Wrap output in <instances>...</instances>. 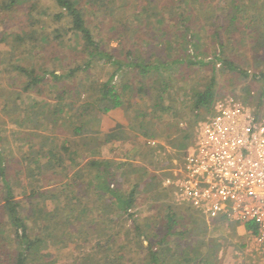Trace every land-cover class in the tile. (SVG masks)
I'll use <instances>...</instances> for the list:
<instances>
[{"label":"trees","instance_id":"obj_1","mask_svg":"<svg viewBox=\"0 0 264 264\" xmlns=\"http://www.w3.org/2000/svg\"><path fill=\"white\" fill-rule=\"evenodd\" d=\"M42 1H1V10L8 13H13L23 2L30 3L26 13L27 19L22 20L25 22L22 25L25 31L11 33L13 45L38 47V27L47 23L43 18L46 16L57 24L52 34L58 43L64 42L69 33L81 36L82 40L77 44L83 51L84 60L62 73L17 63L13 65L14 71L25 78L24 91L43 96L45 87H48L49 95L57 92L58 102L54 106L47 104L48 98L44 96L43 102H35L17 115V123L27 121L32 125L31 130L24 132L28 150L21 156L8 155L0 135V264H175L174 261L191 263L194 258L199 264L210 263L211 258L202 253L201 239L192 241L191 234L188 236L190 239H185L188 233L185 225L192 223L194 229L198 222L196 213L200 214L197 213L204 222L207 221L206 216L190 205L174 201L172 189L160 183V180L170 173L171 160L161 163L165 167L164 172L151 170L145 176L142 171L146 170V167L134 160L117 162L112 158L86 157V164L80 165L81 162L77 159L107 143L136 140L137 133L146 139L160 136L155 130V118L173 109L171 104L166 103L165 94L170 88L172 78L165 74L159 75L161 70L169 69L172 63L189 67H209L214 72L211 78L204 86H196L191 91L194 118L181 129L179 137L173 143L177 150L175 156L181 160L185 151L194 143L196 122L214 112V104L218 99L217 67L243 77L252 76V79L261 82L263 91L257 98L258 105L264 95V68L249 74L246 69L230 59L224 42H215L218 52L214 54L188 51L189 45L194 44V39L199 33L193 26L191 16H185L182 11L175 18L181 25L177 32L173 33L167 27V21L163 20L160 24L163 33L161 31L158 35L154 32L143 34L146 39L156 38L159 43L166 42L170 49H176L172 62L155 61L153 57L137 59L132 48H125L124 56L120 57L114 47L108 46L109 41L104 39L103 34L101 37L96 27L99 25L100 14L102 23L112 20L115 18L117 7L121 5L112 3V0H44L50 3L45 10ZM253 3L252 7L259 6V0ZM86 5L92 9L89 10ZM252 7L247 8L242 0H230L221 14L225 15L228 22L223 28L229 30L228 34L241 31L248 35L249 31L254 30L250 39L253 38L255 47H261L264 29L259 31V26L262 27L259 13L254 14L249 23L246 22L245 14ZM258 9L261 13L264 11V7L259 6ZM204 32L202 28L200 34ZM0 42L6 43V36L1 37ZM262 57H257V60H264ZM97 59H103L112 69L108 79L102 82L95 102H92L100 111L108 113L116 108L127 107L126 101L136 92L141 98L148 96L150 99L149 110L134 113L132 122L128 125L117 123L113 130L102 132V138L100 130L91 129L84 124L85 115L78 104L81 97L77 96L71 84L66 82L70 79L81 84L82 77L79 76L89 75L90 68L99 61ZM123 73H128L132 78H139L141 86L138 90L131 85L132 78L131 83L129 79H125L119 90L114 82L117 76H123ZM246 95L243 97L245 101L250 100V95L254 99V94H251L249 89ZM202 111H205L204 115ZM44 122V131L38 130ZM149 140L143 144L145 152L152 164H158L152 154L160 144L152 146ZM136 149L138 152L141 150L140 147ZM55 181L61 183L56 187L53 185ZM125 182L130 184V188H124ZM20 194L21 198L18 197ZM139 195L164 200L156 212L146 219L151 225L150 229L133 219ZM93 196L99 199L98 206L93 204ZM184 212L187 213L186 216H183ZM93 216L96 220L88 223V229L80 225L79 222H89ZM128 220H132V229L123 225L121 229L115 230L119 221L125 224ZM230 223L237 231L240 223L233 220ZM38 225H48L51 228L49 237L54 240L66 239L70 243H76L78 239H84V242L90 244V250L78 254L73 261L58 259L55 252L41 246L43 239L38 234ZM245 225L247 229H253L257 233V223L248 221ZM180 226L184 227L180 230ZM66 229L76 236L65 234ZM92 230L97 234L94 235ZM8 234L11 241L6 237ZM124 234L125 239L121 240V235ZM89 235L94 238L93 242ZM144 240H147L146 245ZM133 241L138 248L131 246ZM75 248L77 249L76 244Z\"/></svg>","mask_w":264,"mask_h":264},{"label":"rangeland","instance_id":"obj_2","mask_svg":"<svg viewBox=\"0 0 264 264\" xmlns=\"http://www.w3.org/2000/svg\"><path fill=\"white\" fill-rule=\"evenodd\" d=\"M1 1L2 0H0V3ZM186 1L112 0V3L121 5L118 6L115 11V18L109 21L103 20L104 23H102V14H100V21L98 22L99 25H97L96 31L99 32L101 37L103 34L104 39H106L107 42L109 41L108 46L114 47L116 49V54L120 57L124 56L126 51L125 48H132L137 59H144L145 57H148L145 59H151V57H153L155 61L162 60L168 62L175 56L176 49H170L166 42L159 43L158 40H155L156 38L152 40L146 39L147 37H144L143 34L154 32V34L158 35L161 31L163 33L164 31L160 28V24H162L161 22L163 20L167 21V27L170 28L173 33L177 32L178 27L181 25L175 18L177 14L182 11L185 16H191L193 19V26L196 32L199 33L194 39V44L189 45L188 51L197 50L201 53L209 52L210 54H214L218 52L215 42H224L227 45L226 52L230 59H233L237 65L246 69L249 74L257 73L264 68V60H257V57L264 56V38L263 45H261V47H255L256 44L253 38L250 39L254 30L249 31L247 33L248 35L241 31L228 34L229 30L223 28V25L225 24L226 26L228 22L224 17L225 15L221 14L223 8H227V4L230 3V0ZM242 1L245 2L247 8H251L254 4L253 2L257 0L253 2L250 0ZM29 4V2H23L13 13H8L0 8V38L6 36L7 39L6 43L0 42V135L3 137L2 143L4 150L10 156H21L28 150L27 137H25L24 132L31 130L30 127H32L27 121L17 123V115L21 114L24 109H27L35 102H43L42 98L44 96L48 98L47 102L44 101V104L49 103L54 106L58 102V98L56 97L57 92L49 95L48 87H45L43 96L35 92L24 91L23 85L25 83V78L19 76L14 71L13 65L17 63L29 67L35 66L39 70L53 69L57 73H62L70 67H75L77 63L83 62L84 60L83 51L80 50L77 44V42L82 40L81 36L69 33L64 42L58 43L52 34L57 24L50 18H46V16H43V18L46 19L47 23L41 24L38 27L39 32H37L36 35L39 42L38 47H28L25 44L19 47L13 45V36L11 33L25 31L22 25H24V21L27 19L26 13L28 12ZM41 4H43L45 10L50 6V3L44 0ZM86 6L89 10L92 9L91 6ZM259 6L264 7V0H259ZM258 7H252L250 11L246 12L245 17L246 22L249 23L254 14L258 12L260 15L259 17L262 19V27L259 26L260 31L264 29V11L261 13ZM45 10L42 12L43 14ZM202 28L205 32L200 34ZM139 35L143 38L141 39ZM176 39H178V36H176ZM263 58L264 57H262V59ZM97 60L99 61L95 62L94 66L90 68L89 75L81 74V76H79V78L82 77L81 84H77V80L72 81L70 79H67L66 82L71 84L77 96L81 97L78 104L85 115L84 124L91 129L100 130V136L102 138V132L113 130L117 123L128 125L132 122L134 113L149 110L148 104L150 103V99L148 96L141 98L140 94L136 92V94L130 95L126 101L127 107L116 108L108 113L100 111L95 104H93L95 102L94 99L99 95V88L102 82L108 79L112 69L110 65L104 63L103 59ZM213 73L214 72L209 67L198 65L190 67L184 65L180 66L174 63H172L169 69H163L159 73V75L165 74L172 78L170 88L165 94L166 103L171 104L173 109L170 112L163 113L161 116L157 115V118H155V130L160 136L147 138L148 140L150 138L156 139L160 144L152 154V158L156 162H159L158 164H152L149 161L148 155L145 152L146 148H144L143 145L147 139L142 134L137 133L138 136L136 140L131 139L128 141L107 143L99 147V149H95L92 153L86 152L85 157H79L77 159L81 162L80 165L86 164L87 158H112L117 160V162L134 160L146 167V170L144 169L142 171V175L145 176H147V173L151 170L164 172L165 167L161 165V163H165L167 160H171L173 166L175 160H180L175 156L177 150L173 147V143L176 142L179 137L181 129L187 126L190 119L194 118L191 107V91H193L196 86H204ZM131 78V75L128 73H123V76H117L114 83L120 90L126 81L125 79H129L130 81ZM132 79V83L130 81L131 85L138 90L139 86H141L139 78L135 77ZM60 88L62 89V85ZM216 88L218 99L233 96L245 106L250 107L257 117L264 119V95L260 105H258L259 100L257 99L263 91L262 83L252 79V76L243 77L229 70L222 71L217 67ZM248 89L251 94H254V99H252L250 97L252 95H250V100L247 102L243 97L247 96ZM202 113V115H204L205 111H202ZM210 115L211 114H208L206 117L196 122L194 126L195 132L199 123L205 121ZM44 123L45 124L38 127V130L44 131L46 122ZM137 147L141 148L139 152L136 151ZM43 160H45V158H43ZM74 169L75 168H73L72 171H74ZM60 183L61 181H55L53 185L57 187ZM160 183H163V178L160 180ZM124 188H130V184L125 182ZM18 197L21 198L22 195L20 194ZM91 200L95 206L100 204L99 199L94 196ZM161 203H164L162 198H157L155 200L154 198L151 199L150 197L139 195L137 207L135 208L136 213L133 219L136 220V222H140L145 228L150 229L151 225L146 219L156 212ZM197 213L196 220H198V222L195 228L192 229V223L185 225V228L188 230L185 239L191 238L192 241L201 239L203 241L202 253H205V255L211 258L210 263L206 264H264V246L260 245L257 240L250 238L242 229L238 228L237 231H235L234 228H232L231 221L219 219L211 220L206 218L207 221L204 222L203 218L199 216L200 214L198 213V215ZM186 214L187 213L184 212L183 216H186ZM94 220H96L95 216H93L89 222L83 220L79 223L88 229L87 227L90 225L88 223ZM122 222L123 221H119L115 229L116 231L121 229L123 225H125L126 228L132 229V220H128L125 224H122ZM183 227L184 226H180V230ZM37 229L39 236L43 239L41 246L55 252L58 259L73 261L78 254L90 250V244L84 242V239H78L76 243H70L69 240L66 239L54 240L49 237L51 228L48 225H38ZM65 232V234H68L70 237L76 236L75 233L67 232V229ZM92 233L94 235L97 234H95L93 230ZM189 235L191 236L190 238H188ZM6 237L8 241H11V236L9 234L6 235ZM89 237H91V235H89ZM124 239L125 234L121 235V240ZM90 240L93 242L94 238L91 237ZM75 244L77 249L75 248ZM146 244L147 240H144V245ZM131 246L138 248V245L134 244V241L131 243ZM193 260L195 264H199L197 259L194 258ZM194 261L191 263L174 261V263L194 264Z\"/></svg>","mask_w":264,"mask_h":264},{"label":"built area","instance_id":"obj_3","mask_svg":"<svg viewBox=\"0 0 264 264\" xmlns=\"http://www.w3.org/2000/svg\"><path fill=\"white\" fill-rule=\"evenodd\" d=\"M157 146L156 139H150ZM163 178L174 200L207 219L237 221L264 246V119L233 96L216 100L195 140ZM254 221L258 231L247 229Z\"/></svg>","mask_w":264,"mask_h":264}]
</instances>
